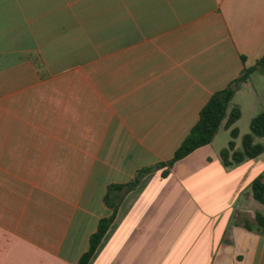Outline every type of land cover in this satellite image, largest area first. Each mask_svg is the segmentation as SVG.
Here are the masks:
<instances>
[{"label":"crops","instance_id":"obj_1","mask_svg":"<svg viewBox=\"0 0 264 264\" xmlns=\"http://www.w3.org/2000/svg\"><path fill=\"white\" fill-rule=\"evenodd\" d=\"M263 55L264 0H0V264H78L108 186L170 160ZM229 140L146 174L89 264H264V152L226 167Z\"/></svg>","mask_w":264,"mask_h":264},{"label":"trees","instance_id":"obj_2","mask_svg":"<svg viewBox=\"0 0 264 264\" xmlns=\"http://www.w3.org/2000/svg\"><path fill=\"white\" fill-rule=\"evenodd\" d=\"M257 69L264 72V55L257 60L255 66L244 68L242 74L231 84L211 96L207 104L201 109L197 123L192 127L170 160L140 169L135 177L127 183L108 186L105 200L112 209V213L100 220L96 232L90 238V247L80 257L78 264H89L91 261L95 251L113 223L121 198L125 193L135 189L146 174L164 166L172 167L177 161L183 159L197 148L211 143L221 128L230 131L228 145L220 152L224 166H233L244 160L253 159L264 152V143L256 141L257 137H264V110H261L252 118L250 123L251 132L242 137L240 148L237 147L236 142L239 136V129L235 124L240 119L242 110L239 105L233 103V99L240 85L246 82ZM168 172L169 170H164L162 174L167 175ZM116 191L119 192L117 194L119 200H116V197L113 196ZM252 193L257 202L264 204V174L253 180ZM256 220L261 226H264V214L257 212Z\"/></svg>","mask_w":264,"mask_h":264},{"label":"rangeland","instance_id":"obj_3","mask_svg":"<svg viewBox=\"0 0 264 264\" xmlns=\"http://www.w3.org/2000/svg\"><path fill=\"white\" fill-rule=\"evenodd\" d=\"M262 89H264V76L261 77L259 74H255L252 82L244 85L241 88L238 97L236 99H233V103L235 101H241V103L244 105L242 109V116L236 123V126L239 129V136L236 139V141L238 142V147H241L242 137L245 134L251 132L250 123L252 117H254V115L258 114L261 110L264 109V95L261 92ZM257 95L259 99H256ZM251 98H255V100L253 101V105L251 103ZM256 141L264 143V137H257Z\"/></svg>","mask_w":264,"mask_h":264}]
</instances>
